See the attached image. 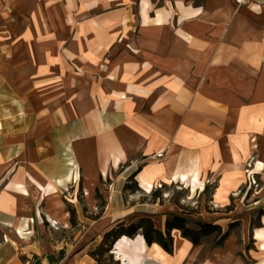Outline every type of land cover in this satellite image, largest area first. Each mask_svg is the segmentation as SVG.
Segmentation results:
<instances>
[{
    "label": "crops",
    "instance_id": "1",
    "mask_svg": "<svg viewBox=\"0 0 264 264\" xmlns=\"http://www.w3.org/2000/svg\"><path fill=\"white\" fill-rule=\"evenodd\" d=\"M196 1L175 3L176 13L170 17L176 14L178 24L165 32L163 29L155 32V41L137 39L130 31H125L119 37L114 35L108 41H112L115 46L121 44L118 48L120 53L127 56V60L114 64L113 70L112 67L108 70V89L101 95L103 99L99 95L97 99L100 103L96 109L99 127L84 125L82 117L85 113L76 104V112L72 115L75 117L74 123L53 127L50 131L48 128V133H52L53 137L48 146L44 139L42 148L46 153L43 152V158L38 159L37 163L36 145L23 135L33 134L35 127L26 128L19 124L17 116L19 113L15 101L20 99L17 88L19 80L17 77L5 76L6 79L0 72V264H31L33 257L40 258L41 264H50L45 253H51L56 245L44 232L45 223L49 227H73L64 200L62 199L60 207L55 203L52 194L54 191L63 194L74 182L78 168L82 172L83 167L77 156L83 152V144L86 142L84 133L113 135L114 144L107 148L105 154L111 160V165L119 164L122 158L148 146L151 150L145 154L150 155L157 151V143H146L145 127L138 120L147 114L139 108L142 106L140 103L162 101L164 94L157 93V86L163 85L167 88L165 100L174 104L168 105L164 111L154 113L152 117L156 119V126L162 127L165 120V125H170L172 133L177 134L180 126L176 119L185 118L187 124L181 128L182 132L189 136L202 135L206 139L200 141V144L190 142L189 138L187 142L176 144L173 148L186 150L188 158L186 166L183 167L179 163V155H172L173 165L169 168L171 174L185 173L189 176L190 149L203 151L202 155H207L205 151L212 148L211 141L217 135H233L241 143L244 136L249 138L264 127V0ZM117 2L43 0L42 4L52 7H63L67 4L74 7L72 20L76 23L83 21L84 5H112L113 9L110 6L105 10H120L122 13L110 14L107 11L104 16L114 19H110L111 21L123 22L124 25L135 20H146L145 13H130V6L125 5L117 8ZM35 4V0H0V18L5 14L8 21H17L21 14L18 7H25L22 14L25 13L26 21H29L31 8ZM55 9L61 13L60 8ZM60 16L54 13L48 20L61 22L63 19ZM162 16L163 13L157 10L152 19L159 21L163 19ZM125 28L131 27L126 25ZM72 30L73 27L70 33L75 39L82 37V29ZM14 32L12 29L8 30L10 37L15 36ZM65 33L63 28L53 29L49 31V37L62 38ZM108 34H111L110 31ZM26 35L34 36L29 33ZM114 38L118 40H113ZM163 39L166 46H163ZM91 42L94 44L93 40ZM79 47L82 53L81 43ZM164 53L171 62L170 69H166V75L162 71ZM34 64L29 63L27 70L35 69ZM51 64L61 66L60 62ZM19 68L18 64H11L5 68L0 67V70ZM28 79H31L29 75ZM33 92L34 88L29 84L27 99L22 100L28 111L32 110L30 107H34V95L31 94ZM118 94H124V98L120 100ZM79 100L82 97L76 98V103ZM180 101L187 102L182 111H178L176 106ZM8 107L11 112L16 113L17 121L4 120V110L6 112ZM32 115L27 113V118ZM91 141L92 158L87 160L90 168L94 166V158L98 155L93 139ZM205 159H202L203 163ZM48 198H52L51 201ZM65 222H68L67 226ZM81 235L82 231L79 230L74 234V240L80 237L81 241ZM84 244L80 243L74 249L68 243L61 245L59 248L64 249L65 253L53 263L84 264ZM238 246V240L229 235L221 245L204 256L200 264H247L249 259L237 251ZM198 248L199 245L192 244L187 238L178 239L174 243V254H170L157 243L146 244L143 237L137 234L118 238L112 251L117 260H121L120 264H196L199 258ZM195 251L197 254L192 260ZM260 260L262 259L257 261Z\"/></svg>",
    "mask_w": 264,
    "mask_h": 264
},
{
    "label": "rangeland",
    "instance_id": "2",
    "mask_svg": "<svg viewBox=\"0 0 264 264\" xmlns=\"http://www.w3.org/2000/svg\"><path fill=\"white\" fill-rule=\"evenodd\" d=\"M116 1H118V5H115L117 8L125 5L130 6V13L137 15L145 13L146 20L143 22L135 20L124 25L123 22L111 21L110 19L113 18L104 16L107 11H110V14L122 13L120 10H105L110 6L113 9L112 5H84L82 6L83 21L76 23L72 20L74 7L67 4L63 7L43 5V0H35L36 4L31 8L29 21H26L25 13L22 14L25 7H18L21 14L17 21L14 19L8 21L5 14L0 18V67L5 68L6 65L11 64H18L20 67L19 70L3 69L0 72L4 74V78L17 77L16 79L19 80L17 88H19L20 99L15 101L19 113L17 116L19 124L26 128L35 127L33 134L23 135L25 139H27L26 136L28 137L30 143L33 141L36 145V163L38 159L43 158V152L46 153L42 148L44 139L47 146L52 140L53 134L48 133V128L50 131L53 127L69 126L74 123L75 117L72 115L76 112V104H78L77 107L79 105L82 107L83 113L87 116L83 115V124L99 127L96 109L100 103L97 99L98 95L100 98L108 89L106 82L108 70L111 67L113 70L114 64L127 60V56L120 53L121 50L118 48L121 44L115 46L112 41H108L114 35L118 37L123 35L125 31H130L132 36H137V39L155 41V32L162 29L165 32L168 28H174L178 24L176 14L170 17L176 13L174 4L189 2V0ZM55 8H60L61 13ZM157 10L163 13V19L154 21L152 17ZM54 13L60 14L63 20L61 22L49 21L48 17H52ZM126 25L131 28H125ZM72 27L74 31L82 29L81 38L75 39L71 35ZM60 28L66 30L64 37H49V31ZM9 29L15 31L14 37H10ZM108 31L111 34H108ZM26 33L34 34V36L28 37ZM78 40L82 44V53ZM163 46H166L164 39ZM163 58L165 62L162 71L166 75V69H170L171 62L165 53ZM59 62L61 66L51 64H59ZM29 63H35V69L27 70ZM76 65L77 69H75ZM29 84L31 88H34V92L31 93L32 96L34 95V107H30L32 108L30 111L26 109V103L24 104ZM147 86L150 87L148 80ZM165 89L167 88L163 85L162 87L157 86L156 89L157 93L164 94L162 101L140 103L142 106L139 108L147 114L138 119L145 127L146 143L152 141L157 143L159 148H165L162 155H157V151L148 155L143 149L122 158L119 164L111 165V160L105 154L107 148L114 144L113 135L84 133L90 149L93 148L91 139L96 146L98 155L94 161L99 164L96 178L100 185L93 188L94 202L90 205L83 194V170L80 172L78 168L74 182L66 188L63 194H60L65 202L68 215L73 221V227L67 229L60 226L49 227L45 223L44 232L56 245L51 253H45L50 264H54V261L64 255L65 250L59 247L65 243L70 244L72 249L80 243H85L83 253L86 255L82 259L84 264H120L121 260H117L118 258L112 251L116 241L109 250H105V245H102L104 232L118 222L127 224L142 216L150 217L155 227L164 231V220L167 213H175L173 208H178L176 214L188 219L201 222L208 220L220 226L219 232H212L200 238L199 258L196 264H200L202 258L217 246L216 244L224 233L227 234L225 239L230 235L238 240L237 251L248 257L247 264H254L258 259H264V249H262L264 247V172L263 167L259 165L264 161V127L249 137L256 138L258 148L250 146L244 148L245 155H239L241 161L238 164L235 163L237 159L226 151V145L232 142L242 145V139L239 143L233 135H217L215 140L211 141L212 148L205 151L207 155H202L203 151L190 149L189 176L185 173L171 174L169 168L173 165L172 155H179V163L181 162L183 167L186 166L188 158L186 150L173 147L180 142H187L188 138L195 144H200V141H206V139L202 135L189 136L184 131L182 132L181 128L187 124L185 118L176 119L180 126L177 134L172 133L170 125H165L167 124L165 120L161 124L162 127L156 126V119L152 117L154 113L164 111L168 105L174 104L165 100ZM122 95L124 94H118L117 97L122 100L124 98ZM79 96L82 100L76 103L75 99ZM104 103L106 104V101ZM186 105L187 102L180 101L176 106L178 111H182ZM27 113L34 116L27 118ZM15 114L8 107L6 112L4 110V120L17 121ZM155 131L157 133H154ZM245 147L248 146L245 145ZM245 156L246 160H242L241 158ZM203 158H206L204 163ZM145 167L149 172L157 168L163 169L165 174L173 179V182L161 183L155 180L150 187H145L139 177ZM76 222L79 224L74 225ZM189 225L194 224L191 222ZM79 230L82 231L81 241L80 237L74 240V234ZM170 233L173 245L172 251L168 253L174 254V243L185 237L179 230L175 233L171 230ZM137 234L140 232L138 231L135 235ZM31 264H41L40 258L33 257Z\"/></svg>",
    "mask_w": 264,
    "mask_h": 264
},
{
    "label": "trees",
    "instance_id": "3",
    "mask_svg": "<svg viewBox=\"0 0 264 264\" xmlns=\"http://www.w3.org/2000/svg\"><path fill=\"white\" fill-rule=\"evenodd\" d=\"M70 221L71 223L73 222L71 218ZM191 222H193V226L189 225ZM174 228L179 230L181 235L190 240L194 245L200 243L202 236L220 231L218 224L195 221L176 213H167L164 220V231L155 227L150 217L142 216L131 223L118 222L109 230L105 231L102 238V245H105V250H109L111 245L121 236H134L139 231L146 244L157 243L164 251L171 252L173 239L170 232ZM226 236L227 234L224 233L216 245H221Z\"/></svg>",
    "mask_w": 264,
    "mask_h": 264
},
{
    "label": "bare ground",
    "instance_id": "4",
    "mask_svg": "<svg viewBox=\"0 0 264 264\" xmlns=\"http://www.w3.org/2000/svg\"><path fill=\"white\" fill-rule=\"evenodd\" d=\"M87 141V140H86ZM242 145H238L237 143L232 142L231 144L228 143V145H226V151L230 152V155H232V157L236 160V164H238L241 160L239 159V155H245V150L244 147L245 145H247L248 147L250 146L251 148H258V141L256 140V138L251 139L248 138L247 136H244L242 138ZM83 152L82 154H78V160L81 163L82 167H83V194L84 197L89 201L90 205H93L94 202V197H93V188L97 187L98 185H100V182H98L97 178H96V173L99 172V164L96 161L94 162V166L92 168L88 167V158H92V153H91V149H90V145L89 142H85V144H83ZM151 150V147L148 146L145 149V153H149V151ZM165 151V148H158L157 149V155H162L161 153ZM260 157L262 158L263 155L261 154ZM242 160H246V156L241 158ZM260 166L263 167V172H264V161L263 163L259 164ZM199 169V168H198ZM262 169V168H261ZM197 172V170H196ZM140 180L142 182V184L145 187H150L151 184H153L155 182V180H157L158 182L161 183H172L173 179H170V177L165 174V171L161 168H157L151 172H149V170L147 169V167H145L141 173L139 174ZM258 191H256L257 193ZM52 197L55 201V203H57V205H60V207L62 206V197L60 195L59 192L54 191V193L52 194ZM49 201H51L50 199L52 198H48ZM173 211L175 213H178V208H173ZM68 215V212H67ZM206 222H210L208 220H205ZM65 225H68V222H65ZM172 232L175 233L177 232V229H172ZM197 254V251H195L192 254V260H194L195 258L193 257L194 255ZM190 264V263H187ZM255 264H264V259L257 261Z\"/></svg>",
    "mask_w": 264,
    "mask_h": 264
}]
</instances>
